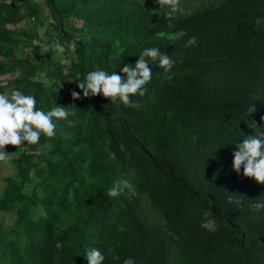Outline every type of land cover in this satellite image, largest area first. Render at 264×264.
<instances>
[{
  "label": "trees",
  "instance_id": "obj_1",
  "mask_svg": "<svg viewBox=\"0 0 264 264\" xmlns=\"http://www.w3.org/2000/svg\"><path fill=\"white\" fill-rule=\"evenodd\" d=\"M179 7L169 20L154 0H0V94L69 112L53 137L5 148L0 264H88L93 248L103 264H264V209L252 207L264 184L231 168L264 116V0ZM152 47L175 64L146 58L152 79L132 105L72 100L89 72L122 74ZM125 179L132 189L109 197Z\"/></svg>",
  "mask_w": 264,
  "mask_h": 264
},
{
  "label": "clouds",
  "instance_id": "obj_2",
  "mask_svg": "<svg viewBox=\"0 0 264 264\" xmlns=\"http://www.w3.org/2000/svg\"><path fill=\"white\" fill-rule=\"evenodd\" d=\"M159 8L164 9L165 17L169 20L174 18L177 12H180V0H154ZM264 22V17L256 19V25ZM171 26V24L169 25ZM196 44V38L191 37L186 43V47ZM57 52H65V46L57 42L55 44ZM67 48L74 51L75 41L68 43ZM50 51V46L42 45L41 53ZM149 58L152 61H158V67L165 72L172 69L175 61L166 54H162L158 48H145L136 60L135 65L125 64L120 70L122 74L112 72L109 74L104 70H94L86 75V78L76 83L80 92L72 91V100H78L96 95H102L111 103L132 105V96H144L147 89L146 85L152 79V71L149 67ZM60 85L59 88H61ZM36 98L32 95H25L20 90L11 91L10 95L0 94V162L8 160L6 146L11 145L15 148L22 145H34L39 143L41 135L51 138L56 133V123L54 120L67 119L69 112L67 108L55 106L45 112L36 108ZM257 108L252 104L247 108V114L250 116L255 113ZM261 124L257 127V132L246 136L241 143L236 144V151L232 153L233 159L231 168L240 172L243 168V176L253 178L257 184H264V116H261ZM132 184L128 180L115 182L109 189L108 196L115 198L125 190H131ZM229 202H234L233 197L229 196ZM238 202V201H235ZM256 210L264 209V202H257L252 205ZM112 251V250H110ZM88 264H103L105 256L98 248L89 250L86 254ZM114 259H119L114 256ZM123 264H135L132 258L125 259Z\"/></svg>",
  "mask_w": 264,
  "mask_h": 264
},
{
  "label": "rangeland",
  "instance_id": "obj_3",
  "mask_svg": "<svg viewBox=\"0 0 264 264\" xmlns=\"http://www.w3.org/2000/svg\"><path fill=\"white\" fill-rule=\"evenodd\" d=\"M5 79L3 77H0V84L4 83ZM12 168L11 164L8 162H0V180L4 176H8L11 174ZM0 189H1V182H0ZM13 215L11 213L9 214H2L0 215V221H3L4 224L10 225L12 223Z\"/></svg>",
  "mask_w": 264,
  "mask_h": 264
}]
</instances>
